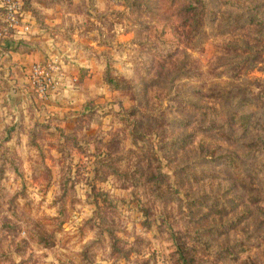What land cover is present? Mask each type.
<instances>
[{"label":"rangeland","instance_id":"1","mask_svg":"<svg viewBox=\"0 0 264 264\" xmlns=\"http://www.w3.org/2000/svg\"><path fill=\"white\" fill-rule=\"evenodd\" d=\"M39 2L57 13L63 9L85 17L83 24L69 20L64 33L59 32L61 25L50 35L71 39L76 32L86 46L90 34L96 33L101 54L107 55L115 42L113 26L120 24L133 37L131 45L118 44V49L135 52L132 79L109 77L120 103V112L112 114L123 125L109 139L88 128L96 118L95 103L66 110L62 118H53L55 124L38 122L31 133V143L38 150L45 144L56 146L69 161L74 153L89 155L82 141L95 145L89 155L94 158V178L88 183L96 212L81 232L97 228L101 238L81 253H61L59 264H95L97 255L112 264H182V249L188 264H264V0H111L105 12L96 9V0ZM29 6L30 0H25V7ZM34 15L42 23L43 18L35 11ZM5 28L0 25V58L5 63L13 55L23 58L34 51L24 41L11 39L13 29ZM12 67L16 65L10 64L9 75ZM24 67L18 71L22 73ZM33 99L39 110L35 92ZM226 115L232 119L230 126ZM174 120L188 124L180 126ZM3 128L0 147L13 133L18 137L24 130L22 123ZM125 139H131L136 152L123 151ZM213 153L236 154L241 167L207 163L204 159ZM46 154L41 150V161ZM121 161L126 162L124 167ZM18 165L15 150L4 148L0 180L5 179V166L23 179ZM83 171L84 166L76 164L73 179V167L68 166L62 179L59 203L65 219L79 203L73 187ZM109 175L116 177L120 187L133 189L131 199L110 197L103 191L100 184ZM32 180L47 187L51 171L37 166ZM25 191L22 187L18 195ZM5 196L0 186V244L8 237L14 242L21 222L27 220L15 197L6 200ZM118 206L135 211L134 232L142 215L140 226L155 227V238L171 241L169 249L151 251L147 260L140 259L150 243L137 236L132 246H126L120 237L124 226ZM36 231L40 243L51 248L52 236L41 228ZM105 238L111 246L108 257L103 253ZM26 246L22 240L16 251L22 253ZM133 254L136 260L131 259ZM10 260V254L0 252L2 264Z\"/></svg>","mask_w":264,"mask_h":264},{"label":"clouds","instance_id":"2","mask_svg":"<svg viewBox=\"0 0 264 264\" xmlns=\"http://www.w3.org/2000/svg\"><path fill=\"white\" fill-rule=\"evenodd\" d=\"M74 3H79V0H74ZM109 3L111 0H96L95 7L99 12H105L109 10L107 7ZM115 7V4H112V8ZM34 11L43 18L42 23L34 15ZM69 20L73 25L83 24L85 17L83 14L74 15L73 12L63 9L57 13L53 7H46L39 0H30L29 7H25V0H0V25L14 29L13 40L24 41L33 47L38 45V48L30 51L23 58L13 55L9 63H5L4 59L0 58V121H2L0 141L5 135L4 125L12 127L22 123L24 129L18 137L13 133L12 138L0 147V154L3 153L4 148L15 150L23 177L21 179L10 166H5V179L0 180V186L6 192L5 199L10 200L15 197L18 209H23L27 217L25 222H21V231L15 241L12 242V237H8L0 244V252L10 254L9 264H31V261H36L37 264H59L57 257L61 253H81L85 247L95 246L101 238L97 228L85 229L81 232L85 222L91 220L96 212V206L90 199L92 185L88 183L94 178V158H89V155L95 151L94 143L85 145L82 141L81 147H86L89 155L74 153L70 161L64 158V153L58 147L45 144L41 150L46 151L47 154L41 161V150L32 145L31 133L38 122L51 120L55 124L53 118H62L66 110L82 109L93 103L97 105L96 118L89 123L88 128L98 131L105 140L110 138L111 133L121 128L122 123L112 114L120 112V103L117 102L119 92L112 87L109 77L115 76L124 80L134 77L132 57L135 52L131 49L121 51L117 47L118 44L131 45L133 34L127 32L120 24L114 25L112 31L115 42L108 54L103 55L96 33L90 34L86 46L76 32L70 34L71 39L49 34L51 29L61 25L59 32L64 33ZM7 28L3 30L7 31ZM10 64L16 65L11 68V75H9ZM32 65L35 67H31ZM21 66H26L22 73L18 71ZM39 78H43L46 82L44 91L35 87V84L40 82ZM33 92L36 93L39 110L34 102ZM51 143L54 145L55 141ZM129 150L136 152V145L131 139H125L123 151L127 153ZM76 164L84 166L82 178L77 179L73 187L74 197L79 203L65 219L61 216L59 203V198L63 195L61 182L68 166L73 167V179H76L74 176ZM125 164L126 162L121 161V167ZM40 165L48 168L52 174V182L47 187L32 180L35 168ZM22 187H26V191L23 195H18ZM100 187L110 197L131 199L133 189L120 187L119 181L113 175H109ZM25 205L28 207L26 208ZM117 210L121 213L124 226V232L120 233V237L127 242L126 246H132L137 236L150 243V249L145 250L140 259L147 260L151 251L169 249L171 241L166 238H155V227L145 230L140 226L142 215L137 218L134 232L132 218L136 216L135 211H128L119 206ZM160 210L158 206L157 212L159 213ZM9 219H13L11 214ZM37 228L43 229L52 236L51 248L40 243ZM22 240L27 241V246L22 253H18L16 246ZM60 244H63V247ZM103 253L104 257H108L111 253V246L106 238ZM137 258L135 254L131 256L132 260ZM95 264H112V260L97 255Z\"/></svg>","mask_w":264,"mask_h":264},{"label":"trees","instance_id":"3","mask_svg":"<svg viewBox=\"0 0 264 264\" xmlns=\"http://www.w3.org/2000/svg\"><path fill=\"white\" fill-rule=\"evenodd\" d=\"M196 23H198V19L196 20ZM225 120H226V123L228 126L233 124L232 119L227 115L225 116ZM174 122H176V123L178 122L180 126H186L188 124L186 121H183V120H176V121L174 120ZM211 122L214 123V121H211ZM213 126L214 125H212V127ZM173 142L179 143L178 140H175ZM180 144H182V140H180ZM204 160H206V162L210 163V164L211 163L214 164L217 162V164L225 166L227 168H240L241 167V165L239 163V157L233 153H221V154L213 153L210 158H206ZM203 170H208V169H203ZM237 219H238V217L232 218L229 223H232V222L234 223ZM41 238L44 241H46L44 237H41ZM179 252H180L182 264H188L187 257L184 255V249L180 250Z\"/></svg>","mask_w":264,"mask_h":264},{"label":"built area","instance_id":"4","mask_svg":"<svg viewBox=\"0 0 264 264\" xmlns=\"http://www.w3.org/2000/svg\"><path fill=\"white\" fill-rule=\"evenodd\" d=\"M32 67H35V66H32ZM39 81H40L39 83H36L35 84V87L37 89H39L40 91H44L45 90V87H46V82L43 80V78H39Z\"/></svg>","mask_w":264,"mask_h":264},{"label":"crops","instance_id":"5","mask_svg":"<svg viewBox=\"0 0 264 264\" xmlns=\"http://www.w3.org/2000/svg\"><path fill=\"white\" fill-rule=\"evenodd\" d=\"M14 31V30H13ZM12 39V38H11ZM27 44V43H26ZM30 47H32L34 50L36 49V48H38V45L37 46H35V47H33L32 45H30Z\"/></svg>","mask_w":264,"mask_h":264}]
</instances>
